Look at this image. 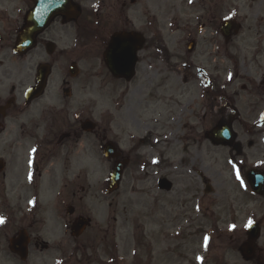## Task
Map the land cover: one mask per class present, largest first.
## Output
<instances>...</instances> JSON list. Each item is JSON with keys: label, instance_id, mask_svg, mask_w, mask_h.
I'll use <instances>...</instances> for the list:
<instances>
[{"label": "rangeland", "instance_id": "obj_1", "mask_svg": "<svg viewBox=\"0 0 264 264\" xmlns=\"http://www.w3.org/2000/svg\"><path fill=\"white\" fill-rule=\"evenodd\" d=\"M242 1L246 3L240 10L241 17H250L251 14L257 15L259 12L258 15L264 16V2H262L264 0ZM231 2L230 5H233L234 0ZM251 4L253 7L250 8ZM146 9L151 12L145 30L150 50L142 53V63L138 66L137 77L129 86L128 95L124 99L120 96L126 90L125 87L108 81L104 83V73L98 80L90 79L92 65L82 62L83 71L74 82L77 88L71 101H64L62 95L57 90L53 91V88L48 97L42 100L44 106L52 101L57 108H63L64 115H91L103 129L107 130V136L111 140L113 133L117 132L115 129L117 123H121L122 146L126 149L132 145V141L129 140L131 134L138 132L140 133L138 136L142 135L145 126L141 125V119L149 120L156 115H167L166 122L161 121L163 126L159 127L166 142L161 148L167 166L163 176L172 185L171 190L164 197L166 207L161 212L157 211L156 214L149 215L144 197L131 193V186L135 184L133 181L128 183L127 179L121 191L122 201L126 203L123 212L130 227L133 222L131 227L133 229L129 227L126 235L120 232V235H125L123 238L115 239L109 235L108 242L105 240L102 242V247L106 242L109 245L108 250L103 249L106 252L102 256L103 264H108V261L113 259L109 249L113 248L114 243H118L116 240L122 241V250L120 252L117 250L121 261L113 264H131L130 248L137 244L139 238L142 246L148 244L153 247L155 253L159 254L154 264H160L162 259L166 260L164 264H264V201L248 191L243 177V172L254 167L264 154V138L253 130V127L259 124V115L264 112V105L242 93L241 86L246 84L245 80L234 78L236 74L238 77L240 64L243 62L240 52L237 50L234 56L239 64L238 70L236 66L234 68L231 63L228 64V74L233 76V79L228 82L227 93L229 98L234 100V107L239 115H242V123H244L242 125L239 122L234 123L238 142L243 149L242 157L237 156L232 149L213 147L208 141H202L206 135L205 129L210 126L209 117L203 119L202 115H211V113L218 115L219 110L218 106L214 111L208 108V90L199 77L203 74L200 68L207 71L213 59L211 58L210 61V55L202 56L197 50L190 56L188 65L184 66L182 63L184 61L179 60L178 53L183 54L185 46L182 44L178 30L181 26L179 17L183 14L179 12L178 0H165L163 3L159 0H141V5L136 6L137 12ZM250 18L247 19L251 20ZM144 21L136 18L137 28H141ZM160 41L171 53H174L172 59L170 57L163 65L162 60L155 56L154 45L155 42ZM200 42L201 50H207L208 38H202ZM243 44L244 50L253 52L257 40L247 39ZM39 61L44 60L41 58ZM217 62L219 60L215 59L214 63ZM65 63L60 58L59 66L65 67ZM190 64L193 67L190 68ZM152 72H156L157 77L152 86H146L147 75ZM28 83L30 82H26ZM257 112H259L257 117L250 116L257 115ZM135 121L138 124L137 128ZM243 125L248 128L245 129ZM246 130L250 131L246 132ZM190 135L197 140L192 147L190 146L192 143L187 144V137ZM2 146L0 142V150L3 149ZM86 147V160L80 162L78 167H85L88 175L91 173L93 182L97 184L103 182L106 185L111 164L107 163L101 152L93 147L90 137L86 140ZM144 149L143 152L146 154L151 152L147 148ZM0 156L3 154L0 153ZM196 171H201L209 180L213 189L210 195L204 194V187ZM72 172H75L74 166ZM21 189V184L4 183L0 179V219L4 221L0 224V264H20L8 252V241L25 223L35 221L33 230L36 232L40 230L42 239L51 243L55 240L57 242L55 237L49 236L50 232H45L53 227V222L56 224L55 230H60L54 219L58 212L54 213L53 209H47V206L41 210L37 204H34V195H26L23 189L21 193ZM137 190L144 192L146 185L137 184ZM103 191L105 193L104 188ZM49 199L54 200V196ZM112 202L113 196L110 198L103 196L102 204L97 210L92 211L104 230L107 229L106 219L112 214L113 208L110 206ZM185 202L188 204L185 205ZM109 218L111 220L112 217ZM250 221L263 223V236L257 243L261 253L247 263L238 250L246 242L245 232ZM176 225L178 227H175ZM143 229L144 233H142ZM90 234L89 232L87 236ZM102 235L100 232L98 237ZM63 242H67L68 246L72 243L68 237ZM175 248H179L180 257L177 254L176 257L170 254L160 256L165 249L171 251ZM126 251L129 256L124 259L121 256ZM142 256L145 258L141 253ZM58 260L57 253H53L46 261L36 260L29 263L58 264Z\"/></svg>", "mask_w": 264, "mask_h": 264}, {"label": "flooded vegetation", "instance_id": "obj_2", "mask_svg": "<svg viewBox=\"0 0 264 264\" xmlns=\"http://www.w3.org/2000/svg\"><path fill=\"white\" fill-rule=\"evenodd\" d=\"M187 1L181 0L185 7ZM43 2L47 6L56 5L58 9L52 12L50 25L35 36L34 48L26 54H19L15 52V48L27 18L32 15L33 22H36L39 21L41 13L46 14L50 11L47 7L36 9L40 0H0V141H3V149L0 153L6 159L0 178L3 182L28 184L26 193H34L37 199L43 198L48 190H54L57 199L51 202L50 207L59 213L55 215V221L58 227H63L64 234L70 232L71 236V230L80 218H90L88 217L90 211L100 204L101 199L98 191L100 186L90 180L86 170L79 169L76 174L71 172L72 163L75 165L80 157H86V140L89 134L83 132L81 127L86 119L79 120L72 118L71 115H56L52 111L40 113L36 104L38 100L27 102L22 88L31 76H36L41 66L39 63L41 58L44 59L45 64L51 63L52 76L54 71L55 74L58 70L59 73L62 71L56 66V63H59L57 56L65 59L73 56L79 64L90 57L103 56L113 34L135 32L134 5L137 0H134V3L132 0H43ZM200 2L201 16L197 17L196 29L210 36L207 51L211 57L215 55L216 50L214 58L219 57L229 61L232 58L231 52L237 50V45L240 46L247 39L257 40L254 51L250 55H242V76L248 84L242 89L248 92L249 96L256 97L259 103L264 104V17L239 23L230 16L232 10L227 7V1L210 0L207 3L205 0H200ZM226 20L228 22L224 23ZM72 37L76 39L74 53L72 50L68 51L67 47ZM93 38L96 39L91 42ZM148 50L149 48L144 49L145 52ZM50 51L53 52L52 55H49ZM240 51L243 50L240 48ZM100 65L104 69L103 64ZM212 66L214 88L217 81L221 80H217L215 76L218 73L217 66ZM68 78L65 71L60 78L61 91L65 88L70 89L71 82ZM114 81L119 85H129L125 81ZM149 85H152L150 81L146 83V86ZM224 93L223 88L220 95ZM223 116L238 118V115H229V113ZM150 125L151 123L143 128L147 132L146 137L138 140L139 145L128 153L120 148L122 140L116 135L114 144L117 157L114 163L129 161L131 175L128 177L132 178V170L136 166L134 150L139 151L143 147L157 150L161 145L160 129L156 127L158 124L155 123L154 127H149ZM99 130L100 133H97ZM2 137H6L7 140ZM191 138L194 142L195 138L193 136ZM92 139L94 147L97 145L96 141L100 145L103 144L105 138L101 129L96 128ZM164 164L160 161L159 164H150L145 168L146 175L143 182L146 183V191L140 195L145 198L149 215L163 210L166 204L164 198L166 193L160 188V181L166 171ZM126 177L127 175L124 179ZM120 190L121 187L116 193L117 199L113 204L115 214L113 220L115 225L119 224L121 231L127 228V220L123 212L126 203L122 201ZM90 219L89 229L98 228L95 219L93 217ZM33 226L30 224L22 227L29 236L28 262L46 261L53 253H57L68 264H102L104 252L100 244L101 240L96 234H93L91 241L87 240L88 242H79L83 236L72 238L74 245L69 248L61 241L50 245L41 238V231L33 232ZM53 226L56 224L54 223ZM48 232L50 237L61 235V231H56L55 228L45 233ZM116 235L114 230V236ZM116 241L118 244L122 243L121 240ZM69 252H71L70 257H68Z\"/></svg>", "mask_w": 264, "mask_h": 264}, {"label": "water", "instance_id": "obj_3", "mask_svg": "<svg viewBox=\"0 0 264 264\" xmlns=\"http://www.w3.org/2000/svg\"><path fill=\"white\" fill-rule=\"evenodd\" d=\"M130 42L131 43L135 42L134 43L135 46H133V44H131ZM124 45H127L130 50V52L127 51V58H129L128 62L126 63V65L121 67L118 64V61H114L113 63H109V68L115 75L119 73L121 76H125L128 80H130L131 77L133 76L132 75L133 67L136 62L135 53L137 52V50L141 48V41L139 38L134 40L132 36L120 35L118 37H115L112 43L113 48H111L112 50H114V52L112 51V53H115L117 55L121 54V56H123V54H125L126 52L124 50ZM209 136L217 144H223V143L231 142L233 140V135L229 126L219 127L218 129L214 130ZM105 155L108 158L112 156L111 146H107L105 148ZM120 174L121 171H119L118 169L117 170L115 169L113 171L111 176V187L118 182V180L120 179ZM248 179L253 189L257 193H260L264 183V177L258 176L257 173H250ZM249 236L252 241L256 240L258 238V228L257 227L251 228L249 230ZM19 253L21 254V256H24V254L21 251H19ZM244 254H245V258L248 260L253 254V249L246 247Z\"/></svg>", "mask_w": 264, "mask_h": 264}, {"label": "snow or ice", "instance_id": "obj_4", "mask_svg": "<svg viewBox=\"0 0 264 264\" xmlns=\"http://www.w3.org/2000/svg\"><path fill=\"white\" fill-rule=\"evenodd\" d=\"M238 176H239V173H238ZM3 222L4 221L2 219H0V224H2ZM251 225H252V222L250 221L248 226L251 227Z\"/></svg>", "mask_w": 264, "mask_h": 264}]
</instances>
